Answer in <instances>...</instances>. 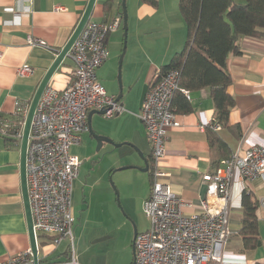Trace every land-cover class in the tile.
<instances>
[{"label": "crops", "instance_id": "1", "mask_svg": "<svg viewBox=\"0 0 264 264\" xmlns=\"http://www.w3.org/2000/svg\"><path fill=\"white\" fill-rule=\"evenodd\" d=\"M121 1L95 0L89 20L110 21L116 15H121ZM153 1L125 0L127 36L119 81V56L124 40L122 17L119 26L107 34L109 55L95 72L97 80L109 95H117L120 82V102L124 110L112 117H105L103 113L97 112L90 115L91 128L97 135L107 139L117 137V147L127 146L129 162L125 160L123 163L135 164L137 169L144 172L142 181L137 186L140 191L136 195V208L131 204V197L124 192L125 200H121L131 220L135 223L138 220L139 228L134 225L137 232L148 227L145 225L140 231L143 225L140 215H144L142 203L150 192V170H143V160L126 142L135 145L147 160H152L145 125L138 117L141 92L154 71L167 65L173 55L185 47L187 38V26L179 12V0ZM87 2L88 0H0V117L12 118L15 102L29 107L38 84L54 61L57 51L72 34ZM31 36L44 40L47 46L30 45L27 38ZM23 65L30 66L33 71L26 76H19L17 68ZM73 68L72 60L65 57L46 86L58 89L64 87ZM226 69L231 77L227 92L234 98L235 105L229 111L226 126L219 130L213 129L226 143L228 154H231L238 147L245 149L252 145H264V35L242 36L239 39V52L227 58ZM173 103L181 124L169 129L160 166L166 173L167 184L186 203L182 211L189 214L197 209V204L207 194L208 182L203 181L202 175L214 171L218 160V153L211 149L207 135V128L212 126L214 120V105L208 87L190 89L188 95L177 91ZM185 103L191 106L189 111H184ZM87 132L88 127L82 133L81 143L70 147V153L81 161L79 173L73 181L71 196L74 222L76 212L84 210L87 213L92 201V184L88 187L86 181H79L84 158L88 157L90 142H84ZM88 134L94 144L96 139L89 132ZM106 142L109 141H102ZM99 148L96 149L95 146V151ZM19 162L20 141L0 133V259L30 247ZM111 183L114 186L112 181ZM116 192L119 202L118 191ZM243 192H248L251 200L257 201V226L256 233L252 236L241 232ZM120 194L122 196L121 191ZM263 197L264 174L253 182H243L239 175L235 176L230 200L231 235L221 264H264V204L260 202ZM77 207L79 210H76ZM245 237H250L247 244ZM66 241L54 245L49 235L40 233L37 236L39 264H64L70 253V242ZM72 245L74 249V243ZM75 254L79 264L93 261L92 257L79 260L84 253Z\"/></svg>", "mask_w": 264, "mask_h": 264}, {"label": "built area", "instance_id": "2", "mask_svg": "<svg viewBox=\"0 0 264 264\" xmlns=\"http://www.w3.org/2000/svg\"><path fill=\"white\" fill-rule=\"evenodd\" d=\"M120 22L121 15L110 21L86 22L65 56L74 65L67 84L60 89L44 88L30 123L25 175L32 228L36 244L40 233L49 235L54 245L63 240L70 242L64 264H79L72 245L71 196L81 161L70 153V147L81 143L89 110H102L105 117L124 110L120 100L105 91L95 73L109 55L107 34ZM27 43L47 46L44 40L32 36ZM32 71L23 65L17 68V75L26 76ZM180 78L179 68L155 70L147 82L138 114L151 144L152 167L150 192L142 203L148 227L135 235L133 264H221L231 235L234 178L239 175L241 181L253 182L264 174V145L238 147L220 159L214 171L202 175L203 181L208 182L207 194L197 209L189 214L182 211L186 203L167 184L160 166L168 131L181 124L173 105L174 95L177 91L188 95V90L180 87ZM15 103L12 118L0 117V133L20 141L28 106ZM212 126L216 130L222 127L219 122ZM260 202L264 204V197ZM31 256L28 247L0 259V264L32 262Z\"/></svg>", "mask_w": 264, "mask_h": 264}, {"label": "trees", "instance_id": "3", "mask_svg": "<svg viewBox=\"0 0 264 264\" xmlns=\"http://www.w3.org/2000/svg\"><path fill=\"white\" fill-rule=\"evenodd\" d=\"M179 12L187 26L185 47L161 69L179 68L183 89L210 88L214 105L211 124L219 122L226 126L229 111L235 105L234 98L227 92L231 77L226 61L230 55L239 52L242 36L264 35V0H179ZM183 107L184 111L191 109L186 103ZM207 135L211 149L218 153L217 167L220 157L228 154L227 145L211 125ZM241 202V232L252 236L256 233L257 201L251 200L248 192H243ZM244 241L247 244L250 237H245Z\"/></svg>", "mask_w": 264, "mask_h": 264}, {"label": "rangeland", "instance_id": "4", "mask_svg": "<svg viewBox=\"0 0 264 264\" xmlns=\"http://www.w3.org/2000/svg\"><path fill=\"white\" fill-rule=\"evenodd\" d=\"M116 138L108 137L113 142L102 143L98 151H95L96 142L93 144L88 132L84 139V142L90 143L79 181H86L88 187L92 184V201L87 213L84 210L76 212L72 243L75 253H84L79 260L92 257L93 261L89 264H131L133 261L132 241L134 225L139 228L138 220L136 223L131 220L121 200H125L124 192L131 197V204L136 208V195L140 191L137 186L144 172L137 168L120 169L130 165L123 163L128 158L129 149L125 145L117 147ZM85 201L87 206L88 200ZM140 222L143 224L141 231L145 225L148 226V220L143 214L140 215Z\"/></svg>", "mask_w": 264, "mask_h": 264}, {"label": "water", "instance_id": "5", "mask_svg": "<svg viewBox=\"0 0 264 264\" xmlns=\"http://www.w3.org/2000/svg\"><path fill=\"white\" fill-rule=\"evenodd\" d=\"M94 2H95V0H88L87 4L85 6V9H84L80 19L78 20L72 34L68 38L65 45L57 51V55H56L54 61L52 62V64L49 66V68L45 72L44 76L42 77L40 83L38 84V86L35 90V93L31 99V102L29 104L28 111H27V114H26L25 120H24L22 134H21V138H20L19 168H20L21 192H22V197H23V205H24L26 224H27V229H28V234H29L30 248H31V252H32V264H39V259H38V255H37V244H36V240H35V236H34V232H33V228H32V215H31L30 207H29L28 192H27V185H26V175H25V155H26V147H27V140H28L30 123H31L32 116H33L35 107L37 105V102H38L44 88L48 84L50 77L52 76L53 72L57 69L59 64L62 62V60L65 58L67 51L71 47L72 43L77 38V36L80 34V32L83 29V27L85 26L86 22L89 20L91 11H92L93 6H94ZM121 7H122L121 17H122V29H123L124 40H123L122 52L119 56L118 81H119L120 64H121V59H122L124 51H125L126 36H127V10H126V5H125V0L121 1ZM146 90H147V85H145L142 89L141 96L139 99L140 106H141V103H142V100L144 98ZM121 97H122V92H121V85L119 82V92L117 93V95H115V99L120 100ZM92 112L103 113V111L102 110H92L87 115L88 132L91 135H93L94 138L96 139V142H97L96 149H98L99 146L101 145L102 141H104V140H108L109 142H112V141L110 139H107L104 136L97 135L92 130L91 123H90V115ZM126 144L130 145L133 148V150L137 153L138 157L141 158V160H143V162L145 164V167L143 168V170H148L147 158L139 151V149L135 145H133L129 142H126ZM133 167L138 168V166L135 164H130V165L124 166L122 168L126 169V168H133ZM136 233H137V230H134L133 242H132L133 256H134V238H135ZM132 264H133V261H132Z\"/></svg>", "mask_w": 264, "mask_h": 264}, {"label": "flooded vegetation", "instance_id": "6", "mask_svg": "<svg viewBox=\"0 0 264 264\" xmlns=\"http://www.w3.org/2000/svg\"><path fill=\"white\" fill-rule=\"evenodd\" d=\"M152 167V160L151 158L148 160V170H150V168Z\"/></svg>", "mask_w": 264, "mask_h": 264}]
</instances>
